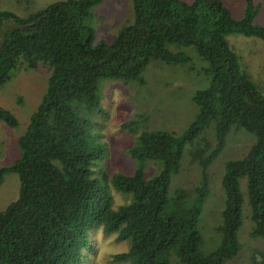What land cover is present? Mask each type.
I'll return each mask as SVG.
<instances>
[{"label": "trees", "instance_id": "1", "mask_svg": "<svg viewBox=\"0 0 264 264\" xmlns=\"http://www.w3.org/2000/svg\"><path fill=\"white\" fill-rule=\"evenodd\" d=\"M98 1H53L24 17L0 11V84L18 57L25 69L38 63L47 68L45 89L17 138L19 155L0 166V183L6 173L18 177L17 195L0 210V264H81L91 248L92 227L127 240L124 250L110 254L112 261L222 264L238 250L240 178L246 180L249 235L264 240V95L225 38L237 33L264 43V27L252 23L251 0H242L236 19L220 0H130L131 22L108 42L92 43L84 19ZM188 45L204 61L201 70L208 77L190 96L196 114L179 138L158 129L137 133L128 149L134 169L109 177L114 189L128 195L113 206L93 175L100 148L86 139L79 111L96 106L97 77L140 80L149 59L185 63L188 56L180 47ZM262 77L264 92V64ZM0 122L17 125L1 107ZM208 126L212 143L201 135ZM236 129L252 134L254 142L242 158L223 165L219 239L214 249L202 252L196 217L208 191L206 176L193 187L190 203L185 188L169 193L168 183L184 144L190 145V160L204 169ZM147 159L161 161L150 177L144 176Z\"/></svg>", "mask_w": 264, "mask_h": 264}, {"label": "rangeland", "instance_id": "2", "mask_svg": "<svg viewBox=\"0 0 264 264\" xmlns=\"http://www.w3.org/2000/svg\"><path fill=\"white\" fill-rule=\"evenodd\" d=\"M58 0H0V11H8L24 17ZM188 1V0H184ZM233 18L242 16V0H220ZM254 8L252 23L264 27V0H251ZM93 33L92 43L108 42L119 26L131 22L130 0H99L89 8L84 19ZM227 44L239 61L249 79L263 87L264 43L255 37L237 33L225 35ZM171 49L174 47L169 46ZM187 54L183 64L163 63L149 59L138 78L119 79L99 76L95 81L96 106L79 111L85 118V136L100 148V155L92 165L93 175L111 196V205L125 202L128 195L113 188L109 177L116 172L130 173L136 161L128 149L141 129H158L170 132L179 138L196 114V105L190 100L196 88L207 84L208 77L201 70L205 65L191 45L180 47ZM47 68L38 63L33 69H25L20 57L9 71L8 79L0 84V107L10 113L17 125L13 128L0 122V166L10 165L19 155L17 138L24 133L28 120L45 89ZM130 122L129 126H124ZM123 125V126H122ZM203 134V135H202ZM210 143L213 131L208 126L201 133ZM254 142L252 134L243 129L230 131L224 145L211 162L202 169L189 158V144L182 146L179 165L172 173L168 191L182 187L188 192L186 203L194 196L193 187L202 175L207 179V194L199 203L196 227L201 238L200 250L208 252L218 243L216 229L220 222V211L224 202L221 186L223 165L226 161L242 158ZM144 176L150 177L159 171L161 161L147 159L143 163ZM242 194L240 224L236 231L238 250L222 264H264V240L249 235L251 222L248 218L246 180L239 179ZM18 192V177L6 173L0 183V210L15 198ZM90 250L81 264H132L131 260H111L110 254L124 250L127 240H113L110 233H102L98 227L89 230ZM168 264H172L169 262Z\"/></svg>", "mask_w": 264, "mask_h": 264}]
</instances>
